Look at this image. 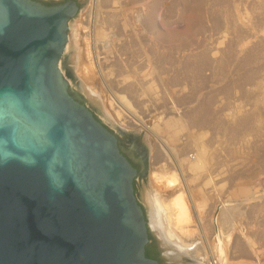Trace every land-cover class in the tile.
<instances>
[{
	"label": "rangeland",
	"instance_id": "obj_1",
	"mask_svg": "<svg viewBox=\"0 0 264 264\" xmlns=\"http://www.w3.org/2000/svg\"><path fill=\"white\" fill-rule=\"evenodd\" d=\"M70 42L60 69L72 94L121 149L137 135L145 211V183L170 211L183 194L189 216L168 217L167 229L194 241L192 253L211 247L220 264H264V0H88ZM113 95L126 96L128 110ZM170 120L182 130L166 128ZM172 173L174 187L156 180Z\"/></svg>",
	"mask_w": 264,
	"mask_h": 264
},
{
	"label": "water",
	"instance_id": "obj_2",
	"mask_svg": "<svg viewBox=\"0 0 264 264\" xmlns=\"http://www.w3.org/2000/svg\"><path fill=\"white\" fill-rule=\"evenodd\" d=\"M87 5L0 0V264H172L146 256L137 135L121 149L60 69Z\"/></svg>",
	"mask_w": 264,
	"mask_h": 264
},
{
	"label": "bare ground",
	"instance_id": "obj_3",
	"mask_svg": "<svg viewBox=\"0 0 264 264\" xmlns=\"http://www.w3.org/2000/svg\"><path fill=\"white\" fill-rule=\"evenodd\" d=\"M70 46H71V42L69 43L68 51L70 50ZM75 57H77V55L75 56L73 54L71 56V58H75ZM85 86H83V90L87 89V92H89V91L91 92L90 88H88L87 86L85 87ZM113 96H114V99H116L117 104L119 103L123 108H127V110H128V107H130V102L128 101L126 96H124V95H122V96L113 95ZM130 110H131V108H130ZM104 117L108 121L114 122L113 121L114 119L108 114L107 111L104 112ZM139 124H143V123H139ZM166 124H167L166 128L169 127L170 129L172 128L173 130H174V128H176L178 132L180 130H182V128H183V123L179 120H170V121H167ZM167 131H169V130H167ZM138 136L141 137L140 135H138ZM168 153H169V150H168ZM174 158H176V157H174ZM172 160H173V158H172ZM177 160L175 159V162ZM157 162L158 161H156V163ZM177 162L179 163V161H177ZM174 165H173V167H174ZM177 165H179V164H177ZM168 168H170L169 165L165 164L164 166H162V171L166 172V171H168ZM174 169H175V167H174ZM178 169H180V167H178ZM200 169L201 168H199L198 162L190 164V166H189V170L194 172V173L197 172V170L199 171ZM182 177H183L184 181H186V177L184 174ZM162 179L166 180L168 188L174 187L176 185V183L178 184V181H179L177 175L174 173H172V175L167 177V178L166 177L163 178L162 176L156 177V180L163 181ZM145 185H147V184L145 183ZM145 185L143 187V196L142 197H143L144 203L147 206L146 211L148 212L147 215H149V218H150L149 222H151L149 224H151L150 226H153V228L155 229V232L157 233V235L160 239L159 242H160V248H161V252H162L161 254L163 255V258L165 259V261L172 263V264H184V263H187V264H220V262L218 260H215L214 252H213V249L211 247H208V249L206 251L204 249L203 250L201 249L202 252L200 254L196 255L195 253H192L190 251V249L192 250V247L194 246V241H191L187 238H183L180 235H178V233H176L174 231H169L167 229V219L170 220L171 216L174 217L173 219L177 223L181 222L183 219H186L189 216V209H188V205H187V202L185 200L184 195L183 194H177V196L176 195H175V197L173 196L174 199H172L173 200L172 208L174 210H172L173 211L172 212L169 210L170 207L167 209L164 207L165 201L167 198H163L162 196H160L159 193L152 191L151 187L149 188L148 185L147 186H145ZM202 200L201 201L199 200V201L202 202ZM165 210H167L168 212H166ZM168 217H170V218H168ZM226 219H227V221H225V223L227 224V222H229L230 220L228 221V218H226ZM175 227H177V226H175ZM229 234L227 235V237L230 239ZM204 241H205V239H204ZM207 243H208V240H207ZM203 246L204 245H202V247Z\"/></svg>",
	"mask_w": 264,
	"mask_h": 264
},
{
	"label": "trees",
	"instance_id": "obj_4",
	"mask_svg": "<svg viewBox=\"0 0 264 264\" xmlns=\"http://www.w3.org/2000/svg\"><path fill=\"white\" fill-rule=\"evenodd\" d=\"M146 256L154 259H158L159 256L156 242L151 236H150V243L146 247Z\"/></svg>",
	"mask_w": 264,
	"mask_h": 264
},
{
	"label": "flooded vegetation",
	"instance_id": "obj_5",
	"mask_svg": "<svg viewBox=\"0 0 264 264\" xmlns=\"http://www.w3.org/2000/svg\"><path fill=\"white\" fill-rule=\"evenodd\" d=\"M44 4H46V3H44ZM46 5H53V4H46ZM127 156V155H126ZM129 158V157H128ZM131 160V159H130ZM132 161V160H131ZM132 163L134 164V166L136 167V168H138V165L135 163V162H133L132 161ZM139 170V169H138ZM158 258H159V256H158Z\"/></svg>",
	"mask_w": 264,
	"mask_h": 264
}]
</instances>
